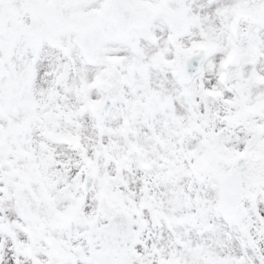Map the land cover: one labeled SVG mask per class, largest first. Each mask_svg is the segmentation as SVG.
<instances>
[{"label":"snow or ice","instance_id":"obj_1","mask_svg":"<svg viewBox=\"0 0 264 264\" xmlns=\"http://www.w3.org/2000/svg\"><path fill=\"white\" fill-rule=\"evenodd\" d=\"M0 264H264V0H0Z\"/></svg>","mask_w":264,"mask_h":264}]
</instances>
